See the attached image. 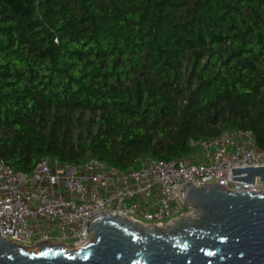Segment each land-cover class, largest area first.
I'll return each mask as SVG.
<instances>
[{
    "label": "trees",
    "instance_id": "obj_1",
    "mask_svg": "<svg viewBox=\"0 0 264 264\" xmlns=\"http://www.w3.org/2000/svg\"><path fill=\"white\" fill-rule=\"evenodd\" d=\"M247 131L264 150V0H0V161L118 170Z\"/></svg>",
    "mask_w": 264,
    "mask_h": 264
},
{
    "label": "built area",
    "instance_id": "obj_2",
    "mask_svg": "<svg viewBox=\"0 0 264 264\" xmlns=\"http://www.w3.org/2000/svg\"><path fill=\"white\" fill-rule=\"evenodd\" d=\"M189 144L194 151L188 157L147 158L127 170L97 158L79 165L43 158L23 173L0 161V238L34 253L62 244L74 251L91 243L88 224L99 215L116 214L148 229L180 217L195 219L182 197L190 185L264 191L258 178L253 184L233 180L232 169L264 167V150L256 149L249 132H224Z\"/></svg>",
    "mask_w": 264,
    "mask_h": 264
},
{
    "label": "water",
    "instance_id": "obj_3",
    "mask_svg": "<svg viewBox=\"0 0 264 264\" xmlns=\"http://www.w3.org/2000/svg\"><path fill=\"white\" fill-rule=\"evenodd\" d=\"M232 174L236 181L264 182V167L235 168ZM200 185L182 195L195 219L148 229L116 214L99 215L88 224L91 243L74 251L62 244L35 247L34 253L0 238V264H264V191Z\"/></svg>",
    "mask_w": 264,
    "mask_h": 264
},
{
    "label": "rangeland",
    "instance_id": "obj_4",
    "mask_svg": "<svg viewBox=\"0 0 264 264\" xmlns=\"http://www.w3.org/2000/svg\"><path fill=\"white\" fill-rule=\"evenodd\" d=\"M59 247V246H58ZM62 249V248H61Z\"/></svg>",
    "mask_w": 264,
    "mask_h": 264
}]
</instances>
